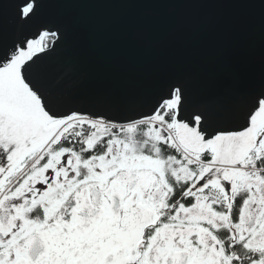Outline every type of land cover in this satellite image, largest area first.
<instances>
[{
    "label": "snow or ice",
    "instance_id": "obj_1",
    "mask_svg": "<svg viewBox=\"0 0 264 264\" xmlns=\"http://www.w3.org/2000/svg\"><path fill=\"white\" fill-rule=\"evenodd\" d=\"M52 2L81 0H4L0 264H264V70L198 102L175 77L114 111L45 71L66 39Z\"/></svg>",
    "mask_w": 264,
    "mask_h": 264
},
{
    "label": "water",
    "instance_id": "obj_2",
    "mask_svg": "<svg viewBox=\"0 0 264 264\" xmlns=\"http://www.w3.org/2000/svg\"><path fill=\"white\" fill-rule=\"evenodd\" d=\"M259 0H257V4ZM0 25L13 32L11 5ZM42 15L66 30L44 69L78 97L106 95L114 111L142 104L167 80L190 78L193 102L258 86L264 10L179 0L52 2Z\"/></svg>",
    "mask_w": 264,
    "mask_h": 264
}]
</instances>
